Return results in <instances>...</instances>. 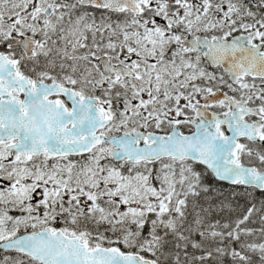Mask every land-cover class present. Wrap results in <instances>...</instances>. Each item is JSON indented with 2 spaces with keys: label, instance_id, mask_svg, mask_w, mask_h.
Here are the masks:
<instances>
[{
  "label": "snow or ice",
  "instance_id": "1",
  "mask_svg": "<svg viewBox=\"0 0 264 264\" xmlns=\"http://www.w3.org/2000/svg\"><path fill=\"white\" fill-rule=\"evenodd\" d=\"M0 264H264V0H0Z\"/></svg>",
  "mask_w": 264,
  "mask_h": 264
}]
</instances>
